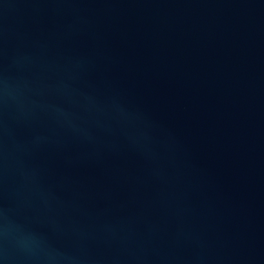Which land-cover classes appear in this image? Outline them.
<instances>
[{
    "label": "water",
    "instance_id": "95a60500",
    "mask_svg": "<svg viewBox=\"0 0 264 264\" xmlns=\"http://www.w3.org/2000/svg\"><path fill=\"white\" fill-rule=\"evenodd\" d=\"M0 264H264V0H0Z\"/></svg>",
    "mask_w": 264,
    "mask_h": 264
}]
</instances>
